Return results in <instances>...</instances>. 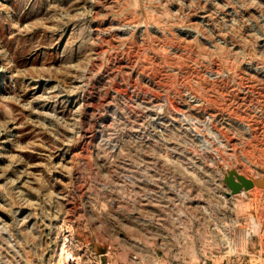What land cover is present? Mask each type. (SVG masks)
<instances>
[{"label": "rangeland", "instance_id": "1", "mask_svg": "<svg viewBox=\"0 0 264 264\" xmlns=\"http://www.w3.org/2000/svg\"><path fill=\"white\" fill-rule=\"evenodd\" d=\"M263 177L264 0H0V264H264Z\"/></svg>", "mask_w": 264, "mask_h": 264}, {"label": "bare ground", "instance_id": "2", "mask_svg": "<svg viewBox=\"0 0 264 264\" xmlns=\"http://www.w3.org/2000/svg\"><path fill=\"white\" fill-rule=\"evenodd\" d=\"M71 256H72V253L67 248L66 242H64L61 248V258L59 260V264H66L70 260Z\"/></svg>", "mask_w": 264, "mask_h": 264}, {"label": "water", "instance_id": "3", "mask_svg": "<svg viewBox=\"0 0 264 264\" xmlns=\"http://www.w3.org/2000/svg\"><path fill=\"white\" fill-rule=\"evenodd\" d=\"M245 186L246 188H252L254 185L259 187V188H262L264 189V177L261 178V179H254L253 181H245ZM239 190L238 186H234V191L237 192Z\"/></svg>", "mask_w": 264, "mask_h": 264}]
</instances>
